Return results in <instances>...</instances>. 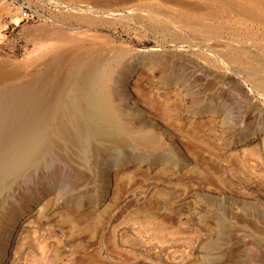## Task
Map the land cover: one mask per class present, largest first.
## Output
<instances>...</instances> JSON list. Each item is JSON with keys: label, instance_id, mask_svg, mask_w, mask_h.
<instances>
[{"label": "rangeland", "instance_id": "374dc122", "mask_svg": "<svg viewBox=\"0 0 264 264\" xmlns=\"http://www.w3.org/2000/svg\"><path fill=\"white\" fill-rule=\"evenodd\" d=\"M27 1L0 86L79 54L114 122L9 179L0 264H264V0Z\"/></svg>", "mask_w": 264, "mask_h": 264}, {"label": "bare ground", "instance_id": "6f19581e", "mask_svg": "<svg viewBox=\"0 0 264 264\" xmlns=\"http://www.w3.org/2000/svg\"><path fill=\"white\" fill-rule=\"evenodd\" d=\"M54 55L38 56L31 76L0 86V191L31 166L61 159L69 140L86 146L92 133L107 132L114 122L99 88L100 70L79 54L60 63Z\"/></svg>", "mask_w": 264, "mask_h": 264}, {"label": "built area", "instance_id": "2783aa9c", "mask_svg": "<svg viewBox=\"0 0 264 264\" xmlns=\"http://www.w3.org/2000/svg\"><path fill=\"white\" fill-rule=\"evenodd\" d=\"M8 1L19 8L18 14L21 17V19L34 20L39 17L38 10L35 9L27 0H24L21 3H19L18 0H8ZM16 26L17 23H14V25H12L11 27L9 25H5L1 30L0 42L5 37H7L8 34L10 35Z\"/></svg>", "mask_w": 264, "mask_h": 264}]
</instances>
